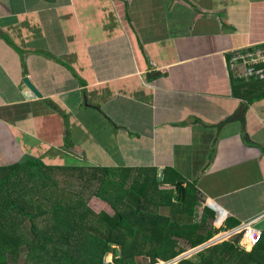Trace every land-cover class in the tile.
<instances>
[{"label":"crops","instance_id":"crops-1","mask_svg":"<svg viewBox=\"0 0 264 264\" xmlns=\"http://www.w3.org/2000/svg\"><path fill=\"white\" fill-rule=\"evenodd\" d=\"M256 46L264 0H0V166L40 159L60 186L100 167L162 168L186 194L195 185L196 222L222 235L213 246L247 245L246 224L264 232V78L245 73L264 63L238 58ZM76 123L102 158L75 142ZM228 217L239 224L220 231Z\"/></svg>","mask_w":264,"mask_h":264},{"label":"trees","instance_id":"trees-1","mask_svg":"<svg viewBox=\"0 0 264 264\" xmlns=\"http://www.w3.org/2000/svg\"><path fill=\"white\" fill-rule=\"evenodd\" d=\"M247 84L240 80V85ZM52 172L51 165L30 156L0 167V264L16 263L21 253L26 254L24 264H157L213 237L206 216L196 222L198 198L193 184H188L182 201L173 182L159 181L156 170L154 175H143L130 168H106L100 184L90 190V199L76 188L68 192L63 187L65 199ZM92 201L113 213L103 206L94 211ZM165 206L175 208L172 218L161 213ZM225 224L220 231L239 223L228 217ZM246 244L251 250L252 244ZM112 246H120L121 255L106 263V254L115 251ZM178 264H264V232L252 251L229 239Z\"/></svg>","mask_w":264,"mask_h":264},{"label":"rangeland","instance_id":"rangeland-1","mask_svg":"<svg viewBox=\"0 0 264 264\" xmlns=\"http://www.w3.org/2000/svg\"><path fill=\"white\" fill-rule=\"evenodd\" d=\"M254 49H258V48H264V46H256V47H253ZM247 53V52H246ZM245 54V53H244ZM17 91V90H16ZM18 112H15V115H17ZM26 114V112H25ZM56 124V123H55ZM68 124V123H67ZM58 126L57 124L54 126L56 127ZM75 127V142L77 144L81 143L83 144L88 150H94V152L96 153L97 155V159L99 158H102V155L100 154V150L97 149L96 150V146L89 141V138L86 137V131H85V128L80 124V123H76L74 125ZM38 130L40 132H47L49 133V136L51 135V133L54 131V128L51 129V128H48V130H43L42 129V124L41 123H38ZM12 140H13V144L12 145H16L18 143H20V146L19 148L21 149H24L26 148V137H21L18 133L14 132V134H12ZM73 138V131L70 132V137L69 139H72ZM125 139H129L131 142H137V136L132 134V135H125ZM33 148L37 149L36 151L37 152H41L40 151V146H33ZM124 155L129 158V154L124 152ZM82 162L81 163V166H87V164H84L86 160H81ZM44 163H46L45 161H43ZM129 162V161H127ZM1 167V166H0ZM140 170H143L145 172H149L151 171L150 169H140ZM91 174H88L87 178L85 179L86 181L83 182V184H79V182L81 181L82 178L78 177L77 175L75 176H68L64 182L63 185H61L62 187V195L65 199H68L64 196V191H63V187L68 191V192H73L72 190H75L74 188H76V192H81L82 194H84V197L88 200L91 198V195L93 194V191H90V190H94V187L98 186L100 184V177L106 173V168H103V167H100V168H97L95 171L93 172H90ZM136 175L134 174V177ZM56 179V181H61V178L60 177H54ZM129 181L131 180V178L129 177L128 179ZM99 181V182H97ZM178 182V181H176ZM175 182V183H176ZM73 183V184H71ZM175 183H173V185H175ZM79 184V185H78ZM130 182L127 184V186H129ZM89 185V187H88ZM175 187V186H174ZM69 188V189H67ZM87 188V189H86ZM59 194H61V192H59ZM90 205L92 206L91 208L94 210V211H100L101 210V205H99L98 203L92 201L90 202ZM104 207V206H103ZM144 209H149V205H146L144 206ZM104 210H107L108 213H113V211L110 209V207H104ZM42 224H43V219L41 220ZM26 225H29V223H26ZM26 227V226H25ZM222 241V240H221ZM115 251L114 252H111V256L109 258L106 259V262L107 263H111L113 262V260L115 259V257H119L121 255V247L119 246H112ZM187 247V246H185ZM253 248V247H252ZM184 249V248H183ZM193 250V249H191ZM191 250H187L186 249V252L185 253H188L189 251ZM248 250L250 251V249L248 248ZM199 253V252H198ZM196 253L192 254L191 256L185 258V259H189V258H192L193 256H195ZM19 260L14 263V264H24L25 262V259H26V254L25 253H21L20 257L18 258ZM193 259H196V257H194ZM184 260V259H183ZM157 264H168V262H164V261H159Z\"/></svg>","mask_w":264,"mask_h":264},{"label":"built area","instance_id":"built-area-1","mask_svg":"<svg viewBox=\"0 0 264 264\" xmlns=\"http://www.w3.org/2000/svg\"><path fill=\"white\" fill-rule=\"evenodd\" d=\"M251 47H247L245 49H243V53L242 55L239 56L238 60L242 61H248L246 62L247 64L251 63V65L256 66V65H261L264 63V48H258L255 51L254 48L252 47L253 50H250ZM245 50H247V53H245ZM245 53V54H244ZM258 65V66H259ZM257 75H259L261 78H264V69H259L256 73L252 72V73H245V76H250V77H257ZM244 77V76H243ZM241 234L243 233H247L248 235H250V241L251 244L253 246V249L262 241L263 239V231L254 227V225L252 223H248L245 225L244 228H242L241 230ZM239 231V232H240ZM241 247H243L244 249L248 250V246L247 245H241ZM252 249V250H253Z\"/></svg>","mask_w":264,"mask_h":264},{"label":"water","instance_id":"water-1","mask_svg":"<svg viewBox=\"0 0 264 264\" xmlns=\"http://www.w3.org/2000/svg\"><path fill=\"white\" fill-rule=\"evenodd\" d=\"M24 84L37 96V97H41V93L37 90V88L30 82V79L28 77H25L23 79ZM163 174H164V169H159V176L158 179L159 181H162L163 179ZM175 189L178 192V199H182V201H184L185 199V195H186V189L185 186L182 182H176L175 183ZM209 206L215 210L216 212V223H218V220L220 218V215L222 214L221 211L219 209H217L215 206H213L210 202H209ZM224 213V212H223ZM218 232L217 229L214 230V234H216ZM217 240L213 239L208 241L207 243L189 251L188 253H183L180 256H178L177 258L173 259L172 261H169L168 264H178L181 260L191 256L194 253H198L206 248H209L211 246H213V244L216 243ZM111 256V253H107L105 256V262L106 259L109 258ZM107 263V262H106Z\"/></svg>","mask_w":264,"mask_h":264}]
</instances>
